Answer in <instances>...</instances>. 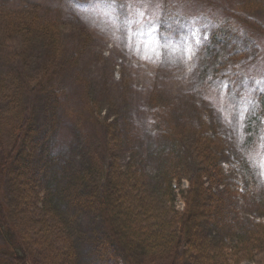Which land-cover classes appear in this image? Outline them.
Instances as JSON below:
<instances>
[{
    "label": "rangeland",
    "instance_id": "1",
    "mask_svg": "<svg viewBox=\"0 0 264 264\" xmlns=\"http://www.w3.org/2000/svg\"><path fill=\"white\" fill-rule=\"evenodd\" d=\"M0 8L38 14L43 23L58 26L52 43L0 35V71H24L28 85L37 86L18 110L42 126L33 149L40 157L50 155L53 174L105 169L115 154L124 169L132 165L160 187L153 175L168 167L172 148L181 179L172 187L182 209L181 192L199 163L197 140L210 135L227 174L214 186L222 194L225 227L213 226L212 238L238 239L245 230L264 239V104L250 118L245 114L239 132L227 122L235 124L233 114L248 100L264 99V0H117L111 6L105 0H0ZM3 28L0 24V32ZM201 33L207 38L203 52L205 41L195 42ZM12 98L0 95V162L13 147ZM114 136L117 148L110 153ZM249 140L254 143L244 147ZM12 178L8 173L3 179V204L12 201ZM59 206L67 220L74 215ZM77 221L82 255L99 225L84 214ZM253 255L238 264H264V244ZM6 259L0 257V264H12ZM138 263L150 264L146 257ZM178 264L193 263L185 258Z\"/></svg>",
    "mask_w": 264,
    "mask_h": 264
},
{
    "label": "trees",
    "instance_id": "2",
    "mask_svg": "<svg viewBox=\"0 0 264 264\" xmlns=\"http://www.w3.org/2000/svg\"><path fill=\"white\" fill-rule=\"evenodd\" d=\"M0 24L4 25L0 35L5 40L40 37L52 43L58 29L57 25L43 23L38 14L2 8ZM23 72L0 71V95L13 96L10 107L15 111L13 147L0 162V233L8 250L0 257L8 256L6 260L12 264H139L138 260L145 257L150 264H178L185 258L193 264H228L230 258L241 255L238 264L261 250L264 239H257V233L247 232V236L244 230L238 239L211 236L213 226L225 227L222 194L214 186L222 185L227 174L210 135L197 140L199 163L187 177L188 187L181 192L182 210L175 205L172 187L174 180H181L172 165L176 161L172 148L168 151V167L153 175L161 180L160 187L149 184L134 166L124 169L115 154L105 169L95 165L72 170L70 176L53 174L47 166L50 155L43 153L42 158L33 149L42 126L18 110L28 91L37 87L28 85L29 77ZM2 133L0 123V143ZM116 140L114 136L108 141L110 153L117 148ZM8 173L13 178L12 201L7 205L1 202V186ZM59 204L73 210L69 220ZM82 214L93 218L99 227L93 228V240L80 255L77 220ZM212 239L218 243L215 247H211Z\"/></svg>",
    "mask_w": 264,
    "mask_h": 264
},
{
    "label": "snow or ice",
    "instance_id": "3",
    "mask_svg": "<svg viewBox=\"0 0 264 264\" xmlns=\"http://www.w3.org/2000/svg\"><path fill=\"white\" fill-rule=\"evenodd\" d=\"M105 2H107L111 6L112 4L117 3V0H105ZM141 2H147V0H141ZM124 7L125 8H128L130 6L129 5H125ZM201 40H204L205 41L204 45H202V47H201V52H203L206 49V47H207L206 34L201 33L200 37L195 39V42L197 44H200ZM257 83H259V82H257ZM226 87H229V90L231 88L230 85H226ZM255 90L256 89H251V91H253V92H255ZM261 96L264 97V88L261 89ZM261 104H264V99L258 100L256 97H253L251 100H248L247 101V106L244 109L238 110V111H236L233 114L232 119L235 120V124H232V121L231 120H227V117H225V119L231 125L233 131L239 132L242 129H244V126H245V123H246V116H245V114L247 113L248 116H249V118H250L252 116V114L255 113V110L258 107L261 106ZM261 110L264 111V108H262ZM249 131H250V129H249ZM260 140L262 142H264V136H261L260 137ZM253 143H254L253 141L249 140L244 145V147H247L248 145H252Z\"/></svg>",
    "mask_w": 264,
    "mask_h": 264
}]
</instances>
